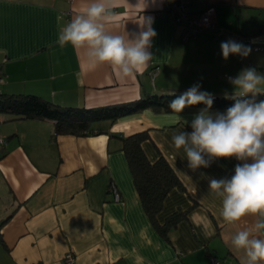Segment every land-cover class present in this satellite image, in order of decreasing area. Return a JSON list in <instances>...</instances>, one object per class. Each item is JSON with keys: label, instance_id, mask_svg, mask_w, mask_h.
<instances>
[{"label": "crops", "instance_id": "1", "mask_svg": "<svg viewBox=\"0 0 264 264\" xmlns=\"http://www.w3.org/2000/svg\"><path fill=\"white\" fill-rule=\"evenodd\" d=\"M87 2L0 0V92L93 108L147 94L184 93L195 84L200 91L231 96L234 88L221 72L235 77L254 67L264 74V51L253 49L264 48V24L255 29L241 24L264 19V0H192L193 12L205 2L214 4L223 32L207 29L189 42L181 40L183 27L164 10L165 0H117L118 15L109 31L138 32L142 17H153L157 33L149 67L127 79L106 64L90 69L81 51L57 43L61 29ZM232 34H239L241 43L249 38L244 44L252 49L247 57L223 58L220 44ZM201 109L177 114L146 108L109 126L103 122L107 133L55 137L50 120L0 113V137L5 139L0 150V264H63L67 251L73 252L74 264H211L210 255L221 264H241L243 252L231 248L229 241L249 221L224 222L221 200L201 173L230 178L242 162L219 159L193 172L182 149L172 146V134L190 132V122ZM142 130L150 136L142 144L147 157L153 161L161 153L186 188L166 196L158 222L177 208H188L192 199L197 202L187 219L170 229L168 239L146 214L117 137ZM110 182L118 187L119 202L109 192Z\"/></svg>", "mask_w": 264, "mask_h": 264}, {"label": "clouds", "instance_id": "2", "mask_svg": "<svg viewBox=\"0 0 264 264\" xmlns=\"http://www.w3.org/2000/svg\"><path fill=\"white\" fill-rule=\"evenodd\" d=\"M146 4V0H144ZM117 0H88L64 25L58 35L60 47L70 45L81 51L90 69L109 65L117 77L127 79L143 73L153 59L149 51L157 35L152 27L153 17H142L138 32L114 34L108 25L118 15ZM225 60L230 55L247 57L251 47L235 40L221 42ZM235 100L226 112L211 113L213 96L200 91V84L173 99L168 107L180 114L186 107L203 103L205 108L190 122L191 131L172 134V146L183 151L187 167L195 172L208 168L219 159L235 158L237 163L230 178H212L205 173L209 190L221 200L220 215L232 224L247 219V226L231 237L229 244L243 252L241 264H264V101L241 100L251 94L264 93V74L256 68L242 69L235 77H228ZM183 124H189L179 116ZM251 161V162H248Z\"/></svg>", "mask_w": 264, "mask_h": 264}, {"label": "trees", "instance_id": "3", "mask_svg": "<svg viewBox=\"0 0 264 264\" xmlns=\"http://www.w3.org/2000/svg\"><path fill=\"white\" fill-rule=\"evenodd\" d=\"M181 94L182 92L147 94L128 102L85 108L61 106L32 94L0 92V113L12 115L16 119L50 120L53 122L54 137L57 135L89 136L107 133L108 129L101 126L103 122H107L109 126L119 119L138 113L146 108L173 112L168 104ZM239 99L254 100L259 103L264 101V93L257 94L255 97L249 94ZM234 103V99L216 96L213 99L212 107L226 111ZM205 107L206 105L201 103L186 108ZM117 137L121 140L122 151L126 156L142 206L156 230L168 239L170 229L180 221L187 219L190 210L197 205V202L192 199L188 208H177L166 217L163 223H159L157 214L161 211L166 196L174 189L186 192V188L161 153L153 161L147 157L142 144L150 138L148 130L134 132L129 135H118ZM0 243L4 244L1 233Z\"/></svg>", "mask_w": 264, "mask_h": 264}, {"label": "built area", "instance_id": "4", "mask_svg": "<svg viewBox=\"0 0 264 264\" xmlns=\"http://www.w3.org/2000/svg\"><path fill=\"white\" fill-rule=\"evenodd\" d=\"M71 1V0H70ZM192 0H165L164 10L168 13L174 23L183 27L181 33V40L188 42L190 39L196 37L199 33L207 29H218L215 19L214 4L205 2L200 11L193 12L191 10ZM219 30V29H218ZM222 30V29H221ZM239 35L232 34L229 39L237 41ZM248 37H244L243 44L248 43ZM254 50H262L264 48L254 46ZM2 74L0 72V85L2 83ZM216 96H213L215 99ZM5 139L0 137V150L4 147ZM109 192L115 202L121 200L120 192L114 182L109 184ZM211 264H221V260L214 255L209 256ZM63 264H74L75 256L72 251H67L62 257Z\"/></svg>", "mask_w": 264, "mask_h": 264}, {"label": "rangeland", "instance_id": "5", "mask_svg": "<svg viewBox=\"0 0 264 264\" xmlns=\"http://www.w3.org/2000/svg\"><path fill=\"white\" fill-rule=\"evenodd\" d=\"M240 20H241V22H243V19H241L240 18ZM262 20H264V19H262V18H255V20L253 21V22H250V23H241L242 25H243V28L245 29V28H253V29H255V28H258V27H260L262 24H264V21H262ZM250 25V26H249ZM249 26V27H248ZM243 28H241V30L242 31H244L243 30ZM237 31H239V29H237ZM218 32H220V33H222L223 32V30H221L220 28H219V30H218ZM239 35V34H238ZM193 39V38H192ZM192 39H190L189 41H191ZM188 41V42H189ZM211 69V68H210ZM220 77L222 78V79H228V77H233V76H231V75H228V74H225L224 72H221L220 73ZM210 111L211 110H213V111H217V110H219V109H216V108H213V107H211V109H209ZM7 115V114H6ZM9 115V114H8Z\"/></svg>", "mask_w": 264, "mask_h": 264}]
</instances>
